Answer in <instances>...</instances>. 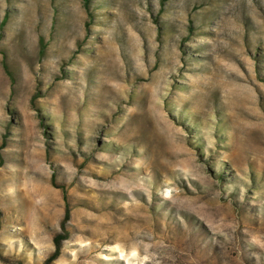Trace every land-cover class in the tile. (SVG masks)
<instances>
[{
  "label": "rangeland",
  "instance_id": "1",
  "mask_svg": "<svg viewBox=\"0 0 264 264\" xmlns=\"http://www.w3.org/2000/svg\"><path fill=\"white\" fill-rule=\"evenodd\" d=\"M90 11L0 0V255L264 264V0Z\"/></svg>",
  "mask_w": 264,
  "mask_h": 264
},
{
  "label": "trees",
  "instance_id": "2",
  "mask_svg": "<svg viewBox=\"0 0 264 264\" xmlns=\"http://www.w3.org/2000/svg\"><path fill=\"white\" fill-rule=\"evenodd\" d=\"M84 4L87 8V11L89 13V16H92V13L90 11V0H84ZM8 19V15L5 16L4 18V21H2V23H0V26L3 27L5 22L7 21ZM92 20V18H91ZM90 22L91 21H88L87 22V25L89 26L90 25ZM190 29H192V26L190 25ZM5 67L7 70H9L8 68V65L7 63H5ZM6 142L3 141V143L1 144L0 146V152L2 151L3 147L6 146L5 144ZM0 159H1V163L3 162V157L0 153ZM52 181L53 183L55 182V175L53 174L52 175ZM62 189H63V193H64V197L65 199H67V191L65 190V188L63 186H60ZM71 217V209H70V205L69 203L67 202L66 204V207H65V213H64V219L62 221V229L65 231V233L63 232H60L58 234L55 235L54 237V244H55V250L54 252L45 260V262L43 264H51L55 259H57L61 253V249H62V243H63V240L66 239L68 237V232L66 230V223L67 221L70 219ZM0 259L2 261H4L5 263H10L9 260H7L6 258H4V256L0 255ZM11 264V263H10ZM15 264H23L21 262H16Z\"/></svg>",
  "mask_w": 264,
  "mask_h": 264
}]
</instances>
